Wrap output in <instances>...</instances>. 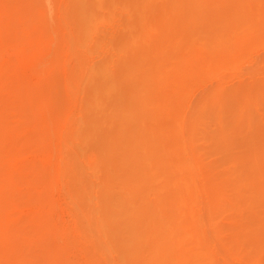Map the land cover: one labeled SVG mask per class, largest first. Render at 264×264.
Masks as SVG:
<instances>
[{
    "label": "rangeland",
    "instance_id": "obj_1",
    "mask_svg": "<svg viewBox=\"0 0 264 264\" xmlns=\"http://www.w3.org/2000/svg\"><path fill=\"white\" fill-rule=\"evenodd\" d=\"M204 42L226 50L205 55ZM120 122L135 138V169L120 171L119 151L105 149ZM157 138L164 159L152 167L143 144L152 152ZM189 154L192 197L177 214L185 231L192 215L180 242L192 244V264H264V0H0V264H125L112 204L126 197L146 227L167 220L159 203L172 202L173 167ZM165 167L170 184L155 191Z\"/></svg>",
    "mask_w": 264,
    "mask_h": 264
},
{
    "label": "bare ground",
    "instance_id": "obj_2",
    "mask_svg": "<svg viewBox=\"0 0 264 264\" xmlns=\"http://www.w3.org/2000/svg\"><path fill=\"white\" fill-rule=\"evenodd\" d=\"M189 1H192V0H189ZM82 5H83V2H82ZM79 7V6H78ZM84 8L86 9L84 12H85V14H83V16H84V18H86V19H84V18H82V19H84L85 20V22H86V20H88L89 18V15H88V8L86 7V5H84ZM76 10V12L78 11L77 9H75ZM80 10V9H79ZM175 10V9H174ZM173 10V12H175ZM83 12V11H82ZM79 14H80V11H79ZM175 14H176V12H175ZM81 15V14H80ZM173 15H174V13H173ZM172 15V16H173ZM175 16V15H174ZM77 17V16H76ZM172 18V17H171ZM173 18H176V17H173ZM172 18V19H173ZM78 19V18H77ZM79 19H80V17H79ZM78 19V20H79ZM82 19H80V21L82 20ZM83 20V21H84ZM90 20V19H89ZM169 20H171V19H168V21ZM174 20V19H173ZM82 21V22H83ZM175 21V20H174ZM82 22H81V24H79L80 26L79 27H81L82 26ZM88 22V21H87ZM90 22H94L95 23V21H90ZM89 22V23H90ZM84 23V22H83ZM93 23V24H94ZM168 23V22H167ZM175 23H177V22H173V24H171V23H169V24H171L172 26L174 25L175 26ZM220 23V22H219ZM88 24V23H87ZM90 24H92V23H90ZM178 24V23H177ZM221 24V23H220ZM224 24V28H225V26L226 27H228V26H230L231 25V22H227V21H224L221 25H223ZM95 25V24H94ZM93 25V26H94ZM83 26H87V25H83ZM173 26V27H174ZM212 26H214V25H212ZM216 24H215V28H213L212 27V29H217L218 28V26H217V28H216ZM90 27H92L91 25H90ZM168 27H171L170 25L168 26ZM221 27H223V26H221ZM83 28V27H82ZM87 28L89 29V27L87 26ZM176 28V27H175ZM220 28V27H219ZM218 28V29H219ZM79 29V28H78ZM84 29L85 28H83V32H84ZM218 29L216 30V31H213V35H214V32H216L217 33V31H218ZM225 29H227L226 31H228V28H225ZM81 30V29H80ZM87 30V29H86ZM90 30V29H89ZM89 30H87V32L89 31ZM92 30V29H91ZM95 30V29H94ZM93 30V31H94ZM173 30V29H172ZM171 30V31H172ZM79 31V30H78ZM166 31V30H165ZM169 31V30H168ZM170 31V32H171ZM174 31H176L175 29L173 30V32ZM224 31V30H223ZM222 31V28L220 29V32L222 33L223 32ZM225 31V32H226ZM79 32H81V31H79ZM82 32V33H83ZM219 32V33H220ZM229 32V31H228ZM85 33V32H84ZM94 33V32H93ZM92 33V34H93ZM79 35H81L80 33H78ZM89 34H91L90 33V31H89ZM166 34H167V32H166ZM78 35V36H79ZM84 35V34H83ZM82 35V36H83ZM86 35V34H85ZM88 35V34H87ZM222 35H224V34H222ZM242 35L243 34H241V35H239L238 36V39H237V44L238 43H240V39H241V37H242ZM92 37H93V35H91ZM218 36V35H217ZM216 36V37H217ZM87 37V36H86ZM215 37V36H214ZM216 37H215V40H218V39H216ZM218 37H220V35L218 36ZM80 39H81V37H79ZM88 38H89V36H88ZM224 38H227V36L225 37L224 36ZM223 38V36H221L220 37V40H223L224 39ZM79 39V40H80ZM212 39H214L213 37H212ZM211 39V45H212V42H214V40H212ZM88 40H91V39H88ZM87 40V41H88ZM220 40H218V42L220 41ZM225 40V39H224ZM86 41V40H85ZM82 42V41H81ZM80 42V45H84V44H82ZM217 42V41H216ZM222 42V41H221ZM225 42V41H224ZM224 42H222V45L223 44H225ZM228 42V41H227ZM85 43V42H84ZM88 44L90 43V42H87ZM168 43H171V42H168ZM175 43V42H174ZM201 42H198L196 45V52H198V49H200V47H198L199 45L198 44H200ZM176 44V43H175ZM204 44H205V46H206V49L207 50H205L207 53L205 54V55H207V54H210L211 53V51H213V50H216V49H214V48H218V50H219V46H218V43H217V45L215 44V46L216 47H214V46H210V44H206L205 42H204ZM219 44H221V43H219ZM227 44V43H226ZM170 45V44H169ZM169 45H168V47H169ZM201 45V44H200ZM214 45V44H213ZM84 46H86V45H84ZM174 46V45H173ZM172 45H170V48L171 49H173L172 47H173ZM202 46V45H201ZM80 47V46H79ZM198 47V48H197ZM224 47V46H223ZM225 47H226V45H225ZM224 47V48H225ZM174 48H175V46H174ZM222 48V47H221ZM220 48V49H221ZM223 48V49H224ZM169 49V48H168ZM167 49V50H168ZM202 49V48H201ZM223 49H221V50H219V51H222ZM224 50H226V49H224ZM223 50V51H224ZM168 51H170V49L168 50ZM218 51V52H219ZM171 52V51H170ZM169 52V53H170ZM173 52V51H172ZM193 52V51H192ZM195 51H194V53H196ZM199 52H200V50H199ZM199 52H198V54H199ZM182 53H183V51H182ZM187 53H189V51L187 52ZM193 53V54H194ZM201 53V52H200ZM216 53V51L214 52V54ZM219 53H222V52H219ZM219 53H217V54H219ZM224 53V52H223ZM180 54V53H179ZM178 54V55H179ZM198 54H197V56H198ZM213 54V53H212ZM163 55H164V53H163ZM183 55H185V54H182V57L183 58H185ZM188 55V57L190 56L189 54H187ZM202 55H203V53H202ZM201 55V56H202ZM204 55V56H205ZM221 55V54H220ZM186 56V55H185ZM200 56V55H199ZM215 56V55H214ZM217 56H219V55H217ZM164 57V56H163ZM179 57V56H178ZM203 57V56H202ZM170 58L171 57H169V62H170ZM172 60V59H171ZM175 59H173V61H174ZM179 60V59H178ZM185 60V59H184ZM180 61H181V59H180ZM182 61H183V59H182ZM143 62V61H142ZM176 62L177 61H175L174 62V64L175 65H177L176 64ZM185 62V61H184ZM171 63H173V62H171ZM180 63V62H179ZM182 64V63H181ZM184 64V63H183ZM185 64H187V63H185ZM189 64V63H188ZM187 64V65H188ZM168 65V64H167ZM175 65H174V68L175 69H178V68H176L175 67ZM160 66H163V65H160ZM171 66V65H170ZM180 66V65H179ZM84 67H85V65H84ZM169 67V66H168ZM167 66H166V68H168ZM190 67V66H189ZM192 67V66H191ZM87 68V67H86ZM157 68H159V67H157ZM164 68H165V66H164ZM180 68H181V66H180ZM188 68V67H187ZM91 69V71H92V68H89V70ZM184 69V68H183ZM182 69V71H185V70H183ZM206 69V68H205ZM138 70V69H137ZM140 70V69H139ZM138 70V71H139ZM157 71H158V69H156ZM162 70V69H161ZM164 71H166V69H163ZM171 70V69H170ZM180 70V69H179ZM189 70V69H188ZM83 71H84V68H83ZM137 71V72H138ZM187 71V70H186ZM168 73H170V71H167ZM166 72V73H167ZM176 72H177V70H176ZM175 72V73H176ZM188 72V71H187ZM195 72V71H194ZM89 73H90V71H89ZM157 73V72H156ZM159 73H161V72H159ZM164 73V72H163ZM168 73H167V75H168ZM181 73V72H180ZM184 73V72H183ZM193 73V72H192ZM158 74V73H157ZM86 75V74H85ZM89 74H87L86 76H88ZM178 75H179V71H178ZM186 75V74H185ZM83 76V75H82ZM157 76V75H156ZM155 75H154V77H156ZM159 76V75H158ZM166 76V75H165ZM187 76H189V75H187ZM85 77V76H84ZM164 77V76H163ZM168 77V76H167ZM183 77V76H182ZM159 78V77H158ZM157 78V79H158ZM164 78H166V77H164ZM184 78H187V77H183V79ZM156 79V80H157ZM169 79V78H168ZM172 79L173 80H175L173 77H172ZM155 80V81H156ZM160 80H161V78H160ZM162 81L163 80H161V83H162ZM166 81H168V82H170L169 80H166ZM187 81V80H186ZM157 82H159V80L157 81ZM171 83H172V81H171ZM154 84V83H153ZM172 84H174V83H172ZM161 85H163V83L161 84ZM166 85H168V84H166ZM170 85V84H169ZM168 85V86H169ZM177 85H179L178 84V82H177ZM151 85H149L148 87H150ZM183 86V85H182ZM158 87V86H157ZM172 86H170V88H171ZM181 87V86H180ZM105 88H107V87H103L102 88V90H101V92L103 91V90H105ZM139 88H141V86L139 87ZM146 89V88H145ZM141 90V89H140ZM139 90V91H140ZM144 90V89H143ZM163 90V89H162ZM142 91V90H141ZM145 91V90H144ZM143 92V91H142ZM139 93V92H138ZM169 95V94H168ZM171 95V94H170ZM146 96V95H145ZM163 96H164V94H163ZM172 96V95H171ZM140 97V96H139ZM157 97H161V95H158ZM164 97H166V94H165V96ZM147 99H148V97H146ZM167 98V97H166ZM166 98H165V100H166ZM172 98H174V97H172ZM178 98V97H177ZM156 99V98H155ZM141 100V99H140ZM178 99H176L175 101H177ZM149 101V100H148ZM162 101H164V99L162 100ZM162 101H160L159 103H162ZM174 101V100H173ZM138 102V101H137ZM158 102V101H157ZM168 102V101H167ZM149 102H147V103H145V104H148ZM164 103H166V101L164 102ZM164 103H162V104H164ZM169 103V102H168ZM171 103H172V101H171ZM174 103V102H173ZM172 103V104H173ZM214 105H215V103L211 106L212 107V109L214 108ZM163 106V105H162ZM165 106H169V108L171 107V104L170 105H168V104H166ZM164 108V107H163ZM168 108V107H167ZM125 109V108H124ZM127 109V108H126ZM125 109V110H126ZM209 109V108H208ZM117 110V109H116ZM118 112V111H117ZM117 112L115 113V114H117ZM119 113V112H118ZM159 113V112H158ZM159 115H161V113L159 114ZM158 115V116H159ZM155 116V115H154ZM157 116V115H156ZM185 116V115H184ZM180 117V116H179ZM182 117V116H181ZM187 117V116H186ZM185 118V117H184ZM191 118V117H190ZM189 118V119H190ZM185 119H187V118H185ZM178 120H179V118H178ZM191 120V119H190ZM190 120H189V122H185V123H187V125H190V124H188V123H190ZM184 121V120H183ZM186 121H188V119L186 120ZM203 118H201V119H197L196 120V122H195V124L196 125H202V123H203ZM176 123V122H175ZM181 123H183V122H181ZM184 123V124H185ZM177 124V123H176ZM172 125H174V122H173V124ZM186 125V124H185ZM170 126V125H169ZM175 126V128H176V126L177 125H174ZM173 126V127H174ZM172 127V126H171ZM177 127H179V126H177ZM188 127V126H187ZM168 128V127H167ZM185 128V127H184ZM115 129V131H113L112 132V135L114 134V136H111V137H114L115 139L114 140H110L109 142H108V144H107V147L105 148V149H107L111 154H113V153H115V152H117V150L119 151L118 153L120 154V157H118V158H122V161H121V163H119V168L118 169H120V171H122V168L123 167H125L126 166V168L128 169V170H131V168L133 167V164H134V169H135V165L136 164H138L139 162H141V161H138V156H137V153L136 152H138V148H136L134 145H133V143H134V135H132L131 134V132H130V130L127 128V125L125 124V123H123V122H120L119 124H118V126L117 127H115L114 128ZM137 130H138V128H137ZM155 130V129H154ZM164 130V129H163ZM170 130V129H169ZM175 130V129H174ZM184 130H186V128L184 129ZM192 130V129H191ZM133 131V130H132ZM157 131V130H156ZM176 131V130H175ZM174 131V132H175ZM179 131V130H178ZM115 132V133H114ZM157 132H159V130L157 131ZM157 132H156V134H157ZM186 132V131H185ZM184 132V133H185ZM139 133V132H138ZM153 134H154V132H152ZM151 133V134H152ZM164 133V132H163ZM162 133V134H163ZM179 133V132H178ZM187 133V132H186ZM190 133V132H189ZM134 134V133H133ZM145 134H146V132H145ZM147 134H148V132H147ZM150 134V135H151ZM161 134V133H160ZM161 134V135H162ZM115 135H116V137H115ZM137 135V134H136ZM139 135V134H138ZM155 135V134H154ZM164 135H165V133H164ZM141 136V135H140ZM142 136H146V135H142ZM141 136V137H142ZM147 136H149V135H147ZM157 136H158V134H157ZM75 137V136H74ZM80 137V136H79ZM128 137V138H127ZM151 137H153V135H151L149 138L151 139ZM165 137V136H164ZM139 138V137H138ZM145 137H143V139H144ZM162 138V137H161ZM76 139V138H75ZM80 139V138H79ZM83 139V138H82ZM122 139H124V140H126L127 141V143H124L125 145L124 146H121L122 145V142H121V140ZM142 139V138H141ZM154 139V138H153ZM153 139L151 140V141H153ZM81 140V139H80ZM80 140H78V141H80ZM84 140V139H83ZM83 140H81L82 142H83ZM156 140V139H155ZM158 138H157V140H156V143H155V146L153 145V150L154 151H152V152H148L147 150H145V148L148 146H144V144H143V147H145L144 148V150H143V152H144V154H149L148 156H151V159H152V167L155 165V163L158 161L159 162V159H161V158H163V156H162V153H161V150H162V146L160 145L159 146V142H158ZM77 141V142H78ZM80 141V142H81ZM145 141V140H144ZM160 141V140H159ZM162 141V140H161ZM139 142V141H138ZM163 142V141H162ZM178 142V141H177ZM144 143V142H143ZM136 144V143H135ZM140 144H141V142H140ZM153 144H154V141H153ZM161 144V143H160ZM175 145H176V143H174ZM139 145V144H138ZM170 145V144H169ZM180 145V144H179ZM168 146V145H167ZM122 147H125V150L123 151V152H121L120 150L121 149H119V148H122ZM168 147H170V146H168ZM167 147V148H168ZM180 147H183V146H176L175 148L174 147H170V150H172V152L171 153H173V151L174 150H176V149H178V148ZM184 147H185V145H184ZM148 148V147H147ZM146 148V149H147ZM150 149H152V146L151 147H149ZM167 148H165V150H168L169 151V149H167ZM141 149V148H140ZM164 149V148H163ZM185 149V148H184ZM107 150H105V151H107ZM180 150V149H179ZM179 150H178V152H179ZM99 151V150H98ZM98 151H97V153H98ZM143 152H142V154H143ZM170 152V151H169ZM176 152V151H175ZM174 152V153H175ZM117 153V154H118ZM151 153V154H150ZM101 155H102V152L100 153ZM110 154V155H111ZM169 154V153H168ZM104 155V154H103ZM164 155V154H163ZM167 155V154H166ZM98 156V155H97ZM106 156H107V154H106ZM118 156V155H117ZM141 156V155H140ZM115 157V156H114ZM138 157V158H137ZM145 157V156H144ZM104 159H106L105 158V156L103 157ZM112 158H113V156H112ZM111 158V159H112ZM148 158V157H147ZM168 158V157H167ZM150 158H148V160H149ZM164 159V158H163ZM114 160V159H113ZM140 160V159H139ZM147 160V159H146ZM96 161H97V159H96ZM98 161H100V160H98ZM103 161V159L101 160V162ZM108 161V160H107ZM114 161H116V160H114ZM118 161V160H117ZM129 161H130V163H129ZM113 162V161H112ZM164 162V161H163ZM82 164V162H79V164ZM98 163V162H97ZM106 163V162H105ZM104 163V164H105ZM118 163V162H117ZM117 163H115L116 165H117ZM129 163V164H128ZM144 162L142 161V164H143ZM75 164V163H74ZM91 164V163H90ZM94 164V163H93ZM103 164V166H105ZM158 164H160V163H158ZM165 164V163H164ZM171 164H172V162H171ZM99 165H102V164H100L99 163ZM139 165H141V164H139ZM173 166H174V163L172 164ZM76 166V165H75ZM80 166V165H79ZM86 166H87V163H86ZM108 166V165H107ZM106 166V167H107ZM113 166H114V164H113ZM170 166V165H169ZM172 166V167H173ZM82 167V166H81ZM84 167V166H83ZM101 167V166H100ZM106 167H104V170H103V168L101 169L102 170V173L104 174V173H108V172H110V170L108 171V169L106 168ZM115 167V166H114ZM113 167V168H114ZM142 167V166H141ZM151 166H149L148 168H150ZM159 166H156V167H154V168H158ZM163 167V166H162ZM79 168V167H78ZM105 168H106V170L108 171V172H105L106 170H105ZM110 168V167H109ZM140 168V167H139ZM147 168V167H146ZM146 168L144 169V170H146ZM88 169V168H87ZM125 169V168H124ZM127 169H125V170H127ZM152 169V168H151ZM81 170V169H80ZM83 170H84V168H83ZM117 169H115V170H113L114 172H115V174H116V172L117 171H119V170H117ZM164 170H166V172L164 171ZM163 170V172L158 176V180H157V183L159 182V185H158V187H156L155 188V186H153V189L152 190H155V191H157V189H158V192L160 191V190H162L163 188H165L166 186H168L170 183H172V184H170L171 186L173 185L174 187H175V190H176V193H175V197L173 198V200H172V202H170L169 203V205H167L166 207H164V203H159V206H160V210L163 212V213H165V212H167V211H169L170 213H171V215H169L168 216V219L167 220H164L163 219V217L162 218H160L159 219V217H156V216H154L155 218H153L152 220L150 219V221H148L146 224H147V227H148V229H143V226H144V222L143 223H136L134 220H133V217H134V213H128V211H127V209H124V202L125 201H123V200H126V197H124V198H122V200H117L116 201V203L115 204H112L113 205V207H111V209L113 208V210L112 211H109V213H110V215H115L114 216V218L113 219H116V218H120V220L117 222V224H115V226H114V232H115V235H114V237L116 238V240L119 242V244H120V249H119V252H118V255L122 258V259H124V257L128 254V248H131V251H130V253H132V257H131V259L130 260H128V261H126L125 262V264H192V244L191 245H189V247L188 248H186V246H184V245H182L180 242L183 240V239H190L191 237H192V235H191V233H192V227H191V222H192V215L190 214L189 215V218L187 219V227H188V231H187V229H186V231L185 230H182L181 229V226L184 224V219L182 218V215H180V214H177V212L179 211V208L181 207V204L183 203V204H186L187 203V201L189 200V199H191V197H192V195H191V193H192V190H191V187H192V155H190L189 154V156H188V160H182V161H179L178 163H176L175 164V167H173V170H175V172L176 171H181L182 172V175L178 178V179H171L170 180V183H169V178L167 177V176H169L168 174L166 175V173L168 172L167 170H169V167H168V169L165 167V169ZM170 170H172V169H170ZM124 171V170H123ZM141 171V170H140ZM147 171V170H146ZM148 171H150V170H148ZM162 171V170H161ZM75 172V171H74ZM113 172V173H114ZM128 172V171H127ZM130 172V171H129ZM135 172V171H134ZM133 172V170H132V173L131 174H133L134 173ZM139 172V171H138ZM137 172V173H138ZM151 172H153L152 170H151ZM159 172H160V170H159ZM86 173V172H85ZM100 173V172H99ZM102 173H100L101 175H102ZM111 173V172H110ZM118 173V172H117ZM136 173V172H135ZM140 173V172H139ZM146 172H144V173H140V174H145ZM149 173V172H148ZM148 173H146V174H148ZM88 174H89V172H88ZM106 174H104V176H107ZM126 174V173H125ZM130 174V175H131ZM76 175V174H75ZM119 175V174H118ZM152 175H154V174H152ZM77 176V175H76ZM80 176V175H79ZM90 176V175H89ZM115 176V175H114ZM120 176V175H119ZM122 176H124L123 174H122ZM126 176V175H125ZM128 176H129V173H128ZM127 176V177H128ZM149 175H147V177H148ZM81 177V176H80ZM93 177V176H92ZM102 177H103V175H102ZM107 177H109V176H107ZM110 177H111V175H110ZM113 177V176H112ZM126 177V178H127ZM133 177V176H132ZM138 177V176H137ZM143 177V176H142ZM150 177H152L151 176V174H150ZM104 178H106V177H104ZM116 178V179H115ZM114 179L115 180H117V181H119L118 179H117V177H115ZM130 178H131V176H130ZM153 178V177H152ZM82 179H84V178H82ZM107 179H109V178H107ZM134 179H136L137 180V178H134ZM141 179V178H140ZM139 179V180H140ZM143 179V178H142ZM85 180V179H84ZM104 181H106L105 179H103ZM125 180V179H124ZM124 180H123V182H124ZM130 180H132V179H130ZM138 180V181H139ZM155 180V179H154ZM135 181V180H134ZM141 181V180H140ZM108 182V181H107ZM115 182V181H114ZM129 182V181H128ZM136 182V181H135ZM156 182V181H155ZM106 183V182H105ZM110 183V182H109ZM119 183V182H118ZM130 183V182H129ZM129 183H127L128 185H129ZM154 183V182H153ZM84 184V186L83 187H86L85 186V183H83ZM126 184V190H127V188H130L131 186H132V183L129 185V187H128V185ZM138 184V183H137ZM154 184H156V183H154ZM153 184V185H154ZM90 185H92V184H90ZM90 185H88V186H90ZM133 185H134V183H133ZM136 185V184H135ZM139 185V184H138ZM93 187H94V185H92ZM91 186V187H92ZM91 187H89L90 189H91ZM96 187V186H95ZM77 188H79V186L77 187ZM77 188H76V191H77ZM152 188V187H151ZM155 188V189H154ZM80 189V188H79ZM78 189V190H79ZM86 189V191H88L87 190V188H85ZM97 189V188H96ZM83 190V189H82ZM132 190V189H131ZM150 190V189H149ZM77 192H79V191H77ZM81 192V191H80ZM79 192V193H80ZM128 192V191H127ZM83 193V192H82ZM82 193H80V194H78L79 196L82 194ZM100 193H103L102 192V190L99 192V194ZM129 193H131V192H129ZM152 193H156V192H154V191H152ZM89 194H91V192H89ZM95 194V193H94ZM84 195H87L86 193L84 194ZM104 195H105V193H103V195H101L100 197H104ZM263 195V194H262ZM83 196V195H82ZM110 196V195H109ZM86 197H89L88 195L86 196ZM261 197V196H260ZM263 197V196H262ZM110 198V197H109ZM108 198V199H109ZM101 199V198H100ZM259 199V198H258ZM261 199V198H260ZM91 200V199H90ZM106 200V199H105ZM103 198L101 199V201H105ZM107 201V200H106ZM109 202H110V199L108 200ZM108 203V202H107ZM104 204H105V202H104ZM109 204V203H108ZM96 205H97V202H96ZM110 205V204H109ZM111 205V206H112ZM106 206V205H105ZM108 206V205H107ZM157 208H158V206H156ZM90 208H91V210H92V207L90 206ZM108 209V208H107ZM95 210V209H94ZM85 212V211H84ZM108 213V212H107ZM106 213V214H107ZM108 213V214H109ZM152 213V212H151ZM150 213V214H151ZM105 214V215H106ZM153 214V213H152ZM155 214V213H154ZM155 215H157V214H155ZM159 215V214H158ZM86 216V215H85ZM106 216H108V215H106ZM105 217V216H104ZM109 218V217H108ZM101 219V218H100ZM105 221H101V230H100V232L102 233V234H107L108 232H109V230H110V228L107 226V223L109 224V223H111V219H107V218H103ZM97 222H98V220H97ZM113 223V222H112ZM97 225V224H96ZM141 225H142V227H141ZM104 227V228H103ZM107 227V228H106ZM141 227V229L142 230H140L139 228ZM144 227H146V225L144 226ZM146 227V228H147ZM185 231V232H184ZM185 235V236H184ZM191 235V236H190ZM119 240H118V239Z\"/></svg>",
    "mask_w": 264,
    "mask_h": 264
}]
</instances>
